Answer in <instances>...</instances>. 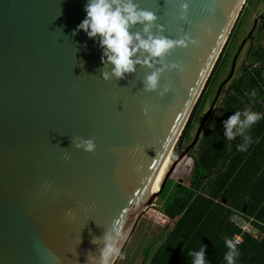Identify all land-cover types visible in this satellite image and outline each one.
<instances>
[{
    "label": "water",
    "instance_id": "95a60500",
    "mask_svg": "<svg viewBox=\"0 0 264 264\" xmlns=\"http://www.w3.org/2000/svg\"><path fill=\"white\" fill-rule=\"evenodd\" d=\"M133 2L156 18L132 33L184 43L159 57L140 49L135 70L118 78L114 65L101 63L99 36L73 34L87 0H0V264H99L104 236L120 218L127 237L116 264L234 78L240 52L154 191L248 0ZM153 73L158 86L149 90ZM81 139L95 150L77 148Z\"/></svg>",
    "mask_w": 264,
    "mask_h": 264
},
{
    "label": "trees",
    "instance_id": "16d2710c",
    "mask_svg": "<svg viewBox=\"0 0 264 264\" xmlns=\"http://www.w3.org/2000/svg\"><path fill=\"white\" fill-rule=\"evenodd\" d=\"M229 43L178 147H185L191 142L193 130L202 120L215 72L227 59ZM249 58L252 64H242L239 76L227 84L230 90L225 95L223 112L216 115L213 125L204 129L197 148L192 152L191 181L182 185L177 182L172 199L162 207L160 224L169 233L148 264H191L187 253L192 249L199 250L201 244L205 247L207 264H225L223 257L228 251L225 238L235 242V236L241 233L245 239L243 244H237L239 256L236 264H240L238 259L244 254L249 256L248 264H256L255 261L264 264V238L259 240L250 232H243L233 220L237 214L243 216L246 205L247 220L255 217L263 222L261 225L255 220L253 224L264 232V119L249 129L253 140L258 142L251 144L246 152L237 148L243 143L242 138L237 136L229 141L223 129V121L238 108L247 107L264 113V40L252 48ZM253 90L256 91L255 97L250 95ZM150 210L157 208H147L142 216ZM257 253H263L261 262L257 260Z\"/></svg>",
    "mask_w": 264,
    "mask_h": 264
},
{
    "label": "clouds",
    "instance_id": "9594fccd",
    "mask_svg": "<svg viewBox=\"0 0 264 264\" xmlns=\"http://www.w3.org/2000/svg\"><path fill=\"white\" fill-rule=\"evenodd\" d=\"M86 16L78 24L73 34L83 30L88 37H100L99 44L102 49L101 63L105 62L114 65L112 75L123 78L125 73L135 70V65L139 63V58L133 59L140 49L148 52L152 57H159L173 48L174 44H183L184 41H173L168 38L148 35L144 38L141 33H132L130 28L137 23L151 22L155 20V15L149 11L138 9L133 0H87L85 4ZM150 25H145L144 31L149 32ZM147 63V61H145ZM105 79H109V73H102ZM158 73H153L147 77L146 87L154 90L158 86ZM249 95V93H245ZM256 96V91L250 93ZM264 119V113L253 111L250 108L236 109L223 121L224 136L229 140H234L240 136L243 143L237 145L241 152H246L254 141L249 133V129L260 120ZM85 151L95 150V143L91 139H81L76 145ZM67 212L66 216H70ZM113 233L115 235H113ZM251 233V232H250ZM127 237L123 230V223L120 218H116L112 223L110 232L104 236V247L101 250L99 264H111L112 258L120 253L118 243ZM224 244L228 251L224 254L226 264H236L239 256L237 248L238 241L225 238ZM188 256L191 257V264H207L205 260V247L201 244L199 250H189ZM93 264L95 258L90 257Z\"/></svg>",
    "mask_w": 264,
    "mask_h": 264
},
{
    "label": "rangeland",
    "instance_id": "374dc122",
    "mask_svg": "<svg viewBox=\"0 0 264 264\" xmlns=\"http://www.w3.org/2000/svg\"><path fill=\"white\" fill-rule=\"evenodd\" d=\"M263 13L264 0H248L245 9L242 12L241 18L239 19L231 37V41L227 49V59L225 61L223 60L220 63L217 72H215L214 81L211 84L210 88L211 92L208 96L209 99L207 107L205 109V112L203 113V116L208 112L209 108L211 107L212 102L217 94L218 88L221 86L222 82L229 76L237 52L242 48L244 44L245 39H243V37L245 36L247 31L252 27V24L256 20V18H258V15L260 14L259 16H262ZM248 45L249 44H247L245 48H243L244 50L238 59V64L234 77L239 76L240 74V66L243 64L244 58L247 57ZM246 63L251 64V61L247 60ZM229 90L230 88L228 87V85L225 86L222 95L220 96L217 104L215 105L213 113L208 119L204 129H206L210 125H213V121L216 115L221 114L223 112L225 107V95L228 93ZM200 122L197 123L195 129L193 130L192 139L195 137ZM186 144L187 143H185V145ZM187 146H183V148L178 147L177 144L176 149L173 152L172 160L174 161L181 154L182 150L185 149ZM191 156L183 160L173 172L164 192L162 193V195L158 196L157 200L154 203L157 208V210H155L156 212L154 210H150L147 215L141 216L117 264H147L150 260L149 255H153L156 249H158L160 242L167 233L164 227L159 224L162 215V207L165 202H167L169 199H172L173 194L175 193L174 186L177 182H180V180H182L181 182L183 184H188L191 181ZM235 218L236 216L234 217V219ZM239 221H241V218H239Z\"/></svg>",
    "mask_w": 264,
    "mask_h": 264
},
{
    "label": "flooded vegetation",
    "instance_id": "af4514ba",
    "mask_svg": "<svg viewBox=\"0 0 264 264\" xmlns=\"http://www.w3.org/2000/svg\"><path fill=\"white\" fill-rule=\"evenodd\" d=\"M259 15H258V18H256V20L253 22L252 27L247 31V33L243 37V39H245L244 44H243L242 48L238 51V52H240V55H241V53L244 50L243 48H245V46L247 44H249L248 49H247V57H245L243 60V64H245V65H251L252 64V63L251 64L246 63L247 60L250 59L249 58L250 51L252 50V48L255 45H260L264 40V13L262 16H259ZM240 55H239V57H240ZM237 64H238V61H237Z\"/></svg>",
    "mask_w": 264,
    "mask_h": 264
},
{
    "label": "crops",
    "instance_id": "0c3cea01",
    "mask_svg": "<svg viewBox=\"0 0 264 264\" xmlns=\"http://www.w3.org/2000/svg\"><path fill=\"white\" fill-rule=\"evenodd\" d=\"M180 181H182V180H180ZM244 206H246V205H244ZM263 211H264V205H263ZM246 212H247V206H246V211L244 212V207H243V211H242V213H243V218H246L247 219V217L248 216H245V214H246ZM250 218V220H251V228H252V231H251V233H250V235H252V236H254L255 238H257V239H259V240H262L263 238H264V232H263V230L260 228V227H257L256 225H254L253 224V221H255V220H257V221H259L257 218H253V217H249ZM161 219V218H160ZM233 220H234V218H233ZM260 223H261V225H263V222H261V221H259ZM159 224H160V221H159ZM236 224H237V222H236ZM161 225V224H160ZM162 226V225H161ZM167 233H166V235H165V237L162 239V241L160 242V244L163 242V240L164 239H166V237H167V235H168V231H166ZM159 244V245H160ZM243 244V243H242ZM156 251H157V249H156ZM155 251V252H156ZM154 252V253H155ZM150 256V260H151V258H152V256L153 255H149ZM263 256V253H261V254H259V253H257L256 254V257H257V260L258 261H260L261 262V260H260V258ZM248 258H249V256H248V254H244L243 256H241L239 259H238V262L240 263V264H248ZM259 258V259H258ZM149 260V261H150ZM148 261V262H149ZM255 263L257 264V262L255 261ZM148 264V263H147ZM226 264V263H225Z\"/></svg>",
    "mask_w": 264,
    "mask_h": 264
},
{
    "label": "built area",
    "instance_id": "2783aa9c",
    "mask_svg": "<svg viewBox=\"0 0 264 264\" xmlns=\"http://www.w3.org/2000/svg\"><path fill=\"white\" fill-rule=\"evenodd\" d=\"M239 218H241V221H239ZM235 222H237L238 225H240L243 229V232H251V220H247L246 218H243L240 214L236 215V218L234 219ZM245 237L244 234H238L235 236V241H238V244L242 243L244 241Z\"/></svg>",
    "mask_w": 264,
    "mask_h": 264
},
{
    "label": "bare ground",
    "instance_id": "6f19581e",
    "mask_svg": "<svg viewBox=\"0 0 264 264\" xmlns=\"http://www.w3.org/2000/svg\"><path fill=\"white\" fill-rule=\"evenodd\" d=\"M173 153L169 154V156L167 157L166 161L164 162L161 170L159 171V174L156 178V181L154 183L153 186V190L157 191L159 189L160 183L162 181V179L164 178L165 174L167 173L169 167L171 166L172 162H173Z\"/></svg>",
    "mask_w": 264,
    "mask_h": 264
}]
</instances>
